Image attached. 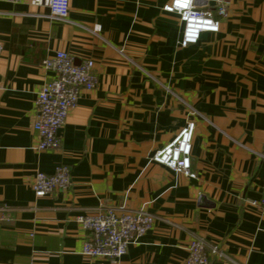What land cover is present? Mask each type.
<instances>
[{
	"label": "crops",
	"instance_id": "1",
	"mask_svg": "<svg viewBox=\"0 0 264 264\" xmlns=\"http://www.w3.org/2000/svg\"><path fill=\"white\" fill-rule=\"evenodd\" d=\"M170 0H69L65 21L30 1H0V264H182L193 238L216 246L209 264H264V0H233L218 33L179 46ZM213 5V4H212ZM99 29V30H97ZM93 62L59 130L35 150V99L55 52ZM195 123L189 178L151 160ZM70 168L45 197L37 172ZM144 210L150 231L116 262L80 254L77 216Z\"/></svg>",
	"mask_w": 264,
	"mask_h": 264
},
{
	"label": "built area",
	"instance_id": "2",
	"mask_svg": "<svg viewBox=\"0 0 264 264\" xmlns=\"http://www.w3.org/2000/svg\"><path fill=\"white\" fill-rule=\"evenodd\" d=\"M0 1L21 3L27 0ZM28 1L33 5L48 8L50 16L54 19L65 21L69 15V0ZM232 1L170 0L164 5L163 11L178 16L182 27L178 44L186 48L195 45L203 33H218L220 21L215 18L214 13L218 17H226ZM93 66L90 60L76 64L69 54L62 51H57L43 60L42 67L54 77L39 89L34 103L36 120L33 129L37 139L34 147L36 151L59 149V130L69 113L76 107L80 92L93 90L96 86ZM194 130L195 123L188 121L172 141L153 154L151 160L174 173L194 178L190 162ZM69 185L70 168L61 165L51 175L37 172L34 175L32 190L35 197L40 198L56 189H66ZM251 205L258 207L264 214V185L262 199L259 203L253 202ZM75 221L88 232V238L82 243L80 254L88 258L116 262L131 244L150 231L154 216L144 210L117 214L110 209H101L94 215L77 216ZM186 253L182 264H209L210 257H223L216 246L209 245L198 237L188 243Z\"/></svg>",
	"mask_w": 264,
	"mask_h": 264
}]
</instances>
